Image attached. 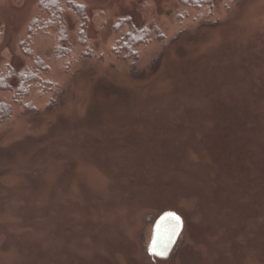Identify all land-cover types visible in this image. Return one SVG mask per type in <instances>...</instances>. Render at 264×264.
Segmentation results:
<instances>
[{
	"label": "rangeland",
	"instance_id": "rangeland-1",
	"mask_svg": "<svg viewBox=\"0 0 264 264\" xmlns=\"http://www.w3.org/2000/svg\"><path fill=\"white\" fill-rule=\"evenodd\" d=\"M41 1L0 0V70L44 66L0 92V264H264V0H61L48 27ZM132 28L151 39L119 55ZM165 213L184 231L161 260Z\"/></svg>",
	"mask_w": 264,
	"mask_h": 264
},
{
	"label": "trees",
	"instance_id": "trees-1",
	"mask_svg": "<svg viewBox=\"0 0 264 264\" xmlns=\"http://www.w3.org/2000/svg\"><path fill=\"white\" fill-rule=\"evenodd\" d=\"M181 5L187 7H193L195 9H201L203 7H211L214 0H178ZM43 10L48 12L56 11L55 17L48 23V26L55 25V18L57 14L62 13L61 0H43L40 3ZM79 16H83L84 19V8L76 5L69 4ZM85 21V20H84ZM37 21L35 20V25L37 26ZM46 29V28H45ZM62 34V41H65L66 34L60 30ZM151 39L150 31L146 30H132L129 34L120 40L118 54H125L126 57H134L133 50L141 45H145ZM69 52L68 48L59 47L58 53L60 56L67 55ZM44 72V66L42 62L38 59L35 60L34 68H29L26 70H21L16 74V71L9 70L6 74L3 70H0V92H12L16 98H25L35 89V84H42V75ZM12 115V108L10 105L0 103V121L7 120ZM164 215V214H163ZM178 216V215H177ZM160 218V217H159ZM158 218V219H159ZM157 219V220H158ZM156 223V222H155Z\"/></svg>",
	"mask_w": 264,
	"mask_h": 264
},
{
	"label": "water",
	"instance_id": "water-1",
	"mask_svg": "<svg viewBox=\"0 0 264 264\" xmlns=\"http://www.w3.org/2000/svg\"><path fill=\"white\" fill-rule=\"evenodd\" d=\"M178 217L179 219H176ZM184 224L176 214L165 213L154 225L150 253L161 260L168 259L173 253L182 233Z\"/></svg>",
	"mask_w": 264,
	"mask_h": 264
},
{
	"label": "bare ground",
	"instance_id": "bare-ground-1",
	"mask_svg": "<svg viewBox=\"0 0 264 264\" xmlns=\"http://www.w3.org/2000/svg\"><path fill=\"white\" fill-rule=\"evenodd\" d=\"M260 78L261 77H257V78H254V79H256V81L260 84ZM251 80V82L253 83V78H250ZM156 82L157 81H155L154 82V86L151 88V89H155L156 87H157V84H156ZM162 82V81H161ZM160 82V83H161ZM167 83H165L164 85H163V88H165V89H170V87H169V85L167 86L166 85ZM225 84H229V81H225ZM233 83L232 82H230V84L228 85V86H230V85H232ZM227 86V87H228ZM159 87V86H158ZM143 89H140L139 90V93H141V91H142ZM214 100H212V99H210L208 102H205V104H204V107H205V109L206 110H209V108H210V106H211V104H212V102H213ZM219 109H221L220 110V114H221V116H222V114L226 111V110H228V107L227 106H225V108H219ZM199 110V109H198ZM214 113H219L218 111H215ZM235 113V111L234 112H231L230 114H231V116L233 115ZM220 116V115H219ZM218 116V117H219ZM235 116H237L236 114H235ZM238 117V116H237ZM243 117V116H242ZM135 118L137 119V117L135 116ZM214 119H215V117H213ZM218 119H220V118H218ZM214 123V122H213ZM218 124H219V120L218 121H216L214 124H212V128L210 129V130H212L213 128H216L217 126H218ZM214 130V129H213ZM211 131L210 132V134H209V137H210V135L212 134V133H215L216 132V129L214 130V131ZM121 132H127V130H124V131H121ZM128 133H129V131H128ZM150 134H154V133H150ZM212 136V135H211ZM209 137H208V130L206 131H202L201 133H200V135H199V140H204L205 141V147L206 146H208L209 145ZM217 136L215 135L214 136V138H216ZM224 144V142H222L221 141V145H223ZM212 147L213 146H210L209 148H207V151H202L201 153L199 152V154L200 155H202V158L204 157V155H208L207 157H205L206 158V160H210V164H207V165H211V166H213L214 165V167L216 166V161H217V159L216 158H214L213 157V154H212ZM220 151L221 152H223L222 151V149L220 148ZM236 158L237 157H239L238 155V152L236 151ZM214 155H216V153L214 152ZM204 159V158H203ZM205 160H203V162H204ZM140 189V188H139ZM139 192H140V190H138ZM135 195H136V193H134ZM159 194V193H158ZM160 194H163V193H160ZM161 196H164V195H161Z\"/></svg>",
	"mask_w": 264,
	"mask_h": 264
},
{
	"label": "snow or ice",
	"instance_id": "snow-or-ice-1",
	"mask_svg": "<svg viewBox=\"0 0 264 264\" xmlns=\"http://www.w3.org/2000/svg\"><path fill=\"white\" fill-rule=\"evenodd\" d=\"M176 219H179L178 217H176Z\"/></svg>",
	"mask_w": 264,
	"mask_h": 264
}]
</instances>
